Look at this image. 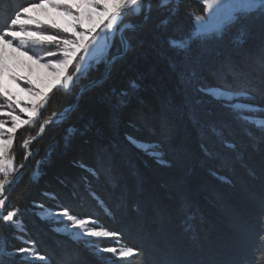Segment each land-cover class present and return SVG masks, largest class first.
Instances as JSON below:
<instances>
[{"label":"trees","instance_id":"16d2710c","mask_svg":"<svg viewBox=\"0 0 264 264\" xmlns=\"http://www.w3.org/2000/svg\"><path fill=\"white\" fill-rule=\"evenodd\" d=\"M29 2L39 0H0V29ZM158 4L153 0L147 20H133L139 29L126 32L128 51L105 77L106 60L81 79L96 82L65 121L28 147L32 159L21 144L16 151L24 170L8 186L3 215L18 209L41 234H54L43 240L49 264H264V126L202 91L246 94L258 108L254 116L264 119V11L180 49L170 41L189 38L205 6ZM76 90L55 89L54 112L69 108ZM37 204L63 205L117 233L95 243L100 248L139 254L106 263L51 233ZM19 233L0 216L5 249H20Z\"/></svg>","mask_w":264,"mask_h":264},{"label":"snow or ice","instance_id":"6c2138e0","mask_svg":"<svg viewBox=\"0 0 264 264\" xmlns=\"http://www.w3.org/2000/svg\"><path fill=\"white\" fill-rule=\"evenodd\" d=\"M160 7H166L170 4L171 0H158ZM204 4L208 10L219 12L222 9H228L231 6L226 4L224 0H204ZM50 7L55 12L57 18L41 21L35 18L32 13L35 9ZM152 4L146 3V0H39V3L29 2L27 6L20 8L9 19L7 25L0 29V96L8 101V107H20L21 100L19 93L27 92L29 95L28 105L31 106L30 111L33 115L38 114V109L47 102V91L41 86V82L37 80L28 79L27 82L33 87L24 89L19 88V92L10 91L5 84V77H11L12 81L25 79L18 75L14 68L9 64L6 58V49L14 48V52H19L21 55L27 56L28 60H35L37 63L43 59L41 56H28L27 52H22L21 49L29 41L36 44H51L55 45L58 51L48 50L47 56L57 57L54 61H49L47 67L53 69L55 73V83L47 84L48 90H51L57 84L68 89L74 81L76 73L83 74V67L81 62L77 60L81 52L84 55L90 54V49L95 51L99 46L98 41L106 40L108 36L114 35L116 32H123L124 28L135 29L134 25L126 24L124 21L132 15H143L147 20L148 14L151 12ZM264 11V0H244V3L236 8H232L222 24L217 25L212 31L214 33H221L224 25L231 23L239 18V14H249L253 11ZM201 18L196 17L199 21ZM47 24L51 29L56 30L57 34H43L39 31H28L25 25H41ZM19 26V30H16ZM100 32H97V29ZM63 33L65 35H60ZM14 40L19 41V45L14 47ZM171 46L179 47L181 49L187 48V42L170 41ZM62 57V58H60ZM80 60L83 57L80 56ZM75 62V63H74ZM69 68H73V73H69ZM76 79L79 77L76 76ZM17 87H19L17 85ZM131 87H136L133 82ZM209 95H212L217 100H224L229 102L230 95L223 88L216 89H202ZM123 103V101H121ZM21 112H28L27 106L20 107ZM0 116H7L11 120V127H5V121H0V174H3V179H0V209L4 208L6 197L4 192L6 185H11L15 182L14 173L17 171L13 166L11 158L5 160L4 153L9 149L13 143L14 133L16 130L25 124L32 123V117L27 120H22L19 115L13 111H0ZM50 123L51 121H47ZM43 132V127L40 129ZM5 132L8 135L4 139ZM27 141H24L23 147H27ZM23 167V165H20ZM18 209L8 211L2 218L4 221L13 222L14 218L18 215ZM57 219L66 218L71 222V226L82 230L85 236L90 237H115L117 233L109 232L103 229H97L95 221L90 219H81L75 215L70 214L67 208L62 211L54 213ZM91 225V226H90ZM264 239V236H262ZM20 253H29L32 256H38V259L44 260V256L38 255L30 249L20 248ZM100 251L117 253L116 248H104ZM119 256L132 257L139 254L138 249L122 248L119 250Z\"/></svg>","mask_w":264,"mask_h":264},{"label":"rangeland","instance_id":"374dc122","mask_svg":"<svg viewBox=\"0 0 264 264\" xmlns=\"http://www.w3.org/2000/svg\"><path fill=\"white\" fill-rule=\"evenodd\" d=\"M154 1H156V3H157L158 0H154ZM148 2H150L152 4L153 0H146V3H148ZM201 2L205 6L204 0H201ZM224 2L231 7L228 9H222L219 12H214L212 10H208L205 6L204 15L199 16L201 19L199 21H197L195 18V20H194V29L192 30L190 37L183 39V40H179V42H187V44L189 45L192 40H197V39L206 40V39L214 38L216 36L218 37L219 35H221L228 28V26L231 23H233L235 20L231 23L225 24L223 31L221 33L217 34V33H214L212 30L217 25L222 24L225 20V17L228 15L229 11H231L232 8H234V7H236V8L240 7L244 3V0H224ZM152 8H153V5H152ZM260 11L261 10H256L253 12H260ZM149 14H148V16H149ZM32 15L41 21H45V20H49V19H53V18L58 19V17H56L55 12H53V10L50 7L44 8V9L37 8L33 11ZM244 15H247V14L240 13L239 17H242ZM138 16H140V15L129 14V16L126 18L124 23L133 25V20H136V18ZM144 20L145 19L143 16V21ZM25 28L28 31H39V32L46 34V35L47 34H57L56 30L51 29L47 24H41L39 26L38 25H25ZM137 29H139V28L135 27V30H137ZM16 30H19V26H17ZM97 32H100L99 28L97 29ZM60 35H65V34L60 33ZM13 43H14V47L19 45L18 40H14ZM98 45L99 46L96 48L95 51H92L91 49L89 50L90 51L89 55H84V53L81 52L80 56L83 57L82 61L80 60V56L77 57V60L81 62V66L83 67V74L76 73L74 76L73 84L68 89H64L57 84L51 90H48L46 85L50 84V83H55V80H54L55 73L53 72V69L48 68L46 65L49 61L56 60L57 57L47 56L46 53L48 50L58 51V49L55 45L46 44V43L45 44H36V43L31 42V41H29L27 44L24 45V47L21 49V51L27 52L28 56H37L38 55V56L43 57V59L39 60L38 63L35 60H28L27 56L21 55L19 52H14V48H7L5 50L6 51V58L9 62V64L14 68V70L18 73V75L25 78V79L17 80L15 82H13L11 77H5V84L7 85L9 90L13 91V92H19V88H24V89L31 88L33 86L31 84H29L27 82V80L33 79V80H37V82H41L42 88H44L45 91H47V93H48L47 102L39 107L38 114H36V115H33L30 111L31 106L28 105L29 95L27 94V92L19 93V97L21 100L20 107L27 106L29 108L28 112H21L20 107L13 106L12 108H9L8 107V101L4 97L0 96V111L7 112V111H13L14 110L15 114L19 115L22 120H27L31 116L32 121H33L30 124L22 125L21 127H19L16 130V132L14 133V139H13L12 145L4 153L5 160L7 161V160H9V158H11L13 166L17 170L14 173L15 180H16L17 176L19 175V173L21 172V169L24 168V167H19V165H18L19 158H20L19 153H18V158H16V151L19 149V145L20 144L23 145L24 141L29 142V141L36 139V138L32 137V135H30V134H32L34 132V130H36L37 125L41 119H42L41 127H44V121L46 118H55L61 114L66 113L70 109V107H69V108L64 109V111H62V112H54V110H56L58 107H57V105L55 106L53 104V101L51 100L52 92L55 89H60L61 91L66 92V91L71 90L73 88V86L76 85V87H77L76 94H75V97H76L77 93L80 91V88L83 84L92 83V82L83 83V81L81 80L83 77H85L87 75V73L89 71L92 70V68H94L95 66H97L99 63H101L104 60H106V67H107V62L110 59H114V61H115L119 57L116 58L114 56L123 53V42L121 39V32L118 31L114 35L108 36V38L106 40L98 41ZM127 45H128V43H127ZM113 46L115 47V53L113 55L109 56L110 49ZM128 48H129V45H128ZM177 48H179V47H177ZM183 49H186V48H183ZM60 58H62V57H60ZM68 72L70 74L73 73V68H69ZM76 76H78L79 78L76 79L75 78ZM80 82H82V83L80 84ZM17 85L19 87H17ZM227 93L231 97L230 103L226 102L227 106H229L231 109H233L235 111L248 113L249 115L246 118H248L253 124H257L259 126H264V119H261V118L259 119V118L254 116V114H256V112L258 111V108L251 105L250 103H248V101L251 100V98L249 96H246V94L232 93V92H228V91H227ZM250 114H252L253 116H251ZM0 121H5V127L6 128L12 126L11 120L7 116H0ZM58 123H60V122H58V119L51 120L50 123H47L46 131L48 130V127L50 125H57ZM41 127H40V129H41ZM20 132H23V135L21 136V138L17 139V135ZM41 133H43V132H41L39 130V135L37 136V138L40 137ZM8 135L9 134H7L5 132V135L3 138L7 139ZM39 140H37V141H39ZM37 141H35V142H37ZM35 142H33V143H35ZM33 143L27 144V147L22 146L23 150H26L27 157L29 159H30V157H29L28 153H30L31 156H32V153L30 151H28L27 149ZM137 145L144 150L149 148V146H147V145H143V144H139V143ZM31 159H32V157H31ZM0 179H3V174H0ZM8 186L9 185H7L6 192L9 188ZM6 192H4V197L6 196ZM0 198H3V197H0ZM61 206L45 207V206L40 205V204H37L35 206V208H36L35 210H37V211H35V213H37L39 220L41 222H47L48 225H50L51 233L53 232V233L57 234V236L67 237L69 240H72V242H76V243L78 242L77 244L86 246L88 249L91 250L92 253L104 255V258L102 261H105L106 263L110 262V260H114V258H121V259L128 258V257L119 256L118 253H119V250L122 249V247H112L111 245H109V247H106V248H116L117 249V253H110V252L100 251L101 249H104V248H100L99 246H97L98 244L95 245V243H97V242L99 243L100 240L112 242L113 238H115V237L85 236L83 234L82 230L75 228V227H72L71 222L68 221L66 218L57 219L54 216V213L60 212L64 208H66L63 205H61ZM67 209L69 210L70 214L75 215L78 218L90 219L88 217L78 215L76 212H71L69 208H67ZM0 216H2V217L4 216L3 215V209H0ZM25 220H27V219H25L23 217V215H19V212H18V215L14 218V221L10 222L11 224L15 225V227H17L20 231V233L18 235H15V238L17 240H19V242H20V248L30 249V251H34L38 255L44 256L45 259L40 260V259H38V256H32L30 254V252L29 253H20L18 250L9 251V250L5 249L4 239H1L0 240V264H49L51 251H50L49 247L47 246V244H45L43 242V240L44 239L53 240L55 238L54 234L45 236L44 233L41 234L40 229L37 230V228H38L37 225H30V221H28L29 219L27 221H25ZM90 220L94 221L93 219H90ZM6 222H8V221H6ZM95 226L97 227V229H103V228L98 227L97 222H95ZM103 230H105V229H103ZM33 231H35V232H33ZM109 244H111V243H109ZM45 254H46V256H45ZM47 255H48V257H47ZM107 256H109L110 259H108Z\"/></svg>","mask_w":264,"mask_h":264},{"label":"water","instance_id":"95a60500","mask_svg":"<svg viewBox=\"0 0 264 264\" xmlns=\"http://www.w3.org/2000/svg\"><path fill=\"white\" fill-rule=\"evenodd\" d=\"M129 30H133L131 28H124L123 29V32H121V39H122V42H123V53L121 54H118V55H115L114 57H122L123 55L126 54L127 50H128V45H127V42L125 40V33ZM135 30V29H134ZM114 62V59H110L108 62H107V69H106V73L104 74L103 77H105L107 75V72L109 71V67L111 66V64ZM96 82V81H95ZM88 83V84H83L80 88V91L77 93L75 99H74V102L73 104L70 106V109L64 113V114H61L55 118H46L45 121H44V127H43V133H41L40 137L39 138H36L32 141H29L27 144H30V143H33L39 139H42L45 135V131H46V126H47V121H51L53 119H61L62 121H65L72 113L73 111L76 109L77 105H78V102L82 96V94L85 92V90H87L88 88L92 87L94 85V83ZM30 159H31V154L28 153ZM24 168L21 169V171L23 170ZM6 189H7V185H6V188H5V192H6Z\"/></svg>","mask_w":264,"mask_h":264},{"label":"bare ground","instance_id":"6f19581e","mask_svg":"<svg viewBox=\"0 0 264 264\" xmlns=\"http://www.w3.org/2000/svg\"><path fill=\"white\" fill-rule=\"evenodd\" d=\"M62 120L61 119H58V122H61ZM48 123V122H47Z\"/></svg>","mask_w":264,"mask_h":264}]
</instances>
